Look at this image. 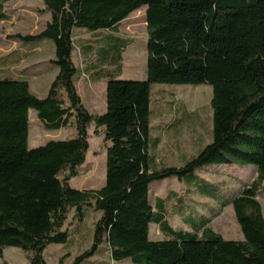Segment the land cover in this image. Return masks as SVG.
<instances>
[{
  "label": "trees",
  "instance_id": "trees-1",
  "mask_svg": "<svg viewBox=\"0 0 264 264\" xmlns=\"http://www.w3.org/2000/svg\"><path fill=\"white\" fill-rule=\"evenodd\" d=\"M44 5L51 15L45 29L16 38L54 43L52 64L59 73L47 97L34 96L25 80L0 79V258L6 248H18L30 254L31 264H47V247L70 240L65 224L71 212L82 219L84 208L94 206L101 218L93 244L73 264H85L105 243L117 263L264 264V216L257 200L264 192V0H44ZM143 7L147 80L122 81L108 73L107 110L92 115L75 86L74 31H117ZM121 42L115 39L103 53L113 55L118 70L125 49ZM154 85L213 89L212 142L182 167L153 168L149 108ZM30 110L47 131L74 122L76 136L31 150ZM93 124L104 128L110 144L106 184L74 190L69 183L86 162ZM223 165L255 166L257 178L231 199L222 200L219 187L195 188L220 209L233 207L244 241L225 240L208 227L207 217H188L193 231H176L167 219L166 201L157 199L152 206L154 182L195 180L198 170ZM151 224L167 239L152 241Z\"/></svg>",
  "mask_w": 264,
  "mask_h": 264
},
{
  "label": "rangeland",
  "instance_id": "rangeland-1",
  "mask_svg": "<svg viewBox=\"0 0 264 264\" xmlns=\"http://www.w3.org/2000/svg\"><path fill=\"white\" fill-rule=\"evenodd\" d=\"M0 8L4 20H0V70L7 78H16L20 73L28 71L30 65L37 61L48 62L55 55L52 41L24 43L16 36L39 35L51 20L50 13L45 11L44 0H1ZM146 7L132 14L123 21L117 31H100L90 33L86 30L74 31L73 59L78 69L75 77L76 89L83 105L92 115H102L106 107L108 73L119 76L122 81L147 80V41ZM115 39L122 41V61L114 64L113 55H104ZM3 67V68H1ZM2 77H0L1 79ZM12 80V79H9ZM33 90H39V79H30ZM42 83V82H41ZM39 96V95H38ZM43 98V97H39ZM213 89L209 85L172 86L154 85L152 102L149 108L151 137L149 154L155 158V170L165 167H182L196 157L199 152L212 142L213 109L211 102ZM29 148L42 147L50 141H67L76 136L74 122L71 127L58 131H47L38 119L37 112L30 110ZM104 128H96L93 124L89 129L90 148L86 162L77 178L70 181L74 190H99L106 184L107 147ZM159 141L158 146H156ZM217 169V166H206L204 169ZM218 176L209 175L212 183H218L225 199L237 196L245 185L257 178L255 166L232 165L220 166ZM241 180V187L239 181ZM167 179L165 182H169ZM230 184V185H229ZM169 185V184H167ZM157 187L154 182L150 187V202L155 206V199L162 197L166 201L167 215L170 226L176 231L192 232L185 221L190 215L207 217L208 225L216 234L227 241H244V236L235 216L233 207L220 209L217 201L203 197L195 187ZM264 186V183H263ZM155 191L158 194H155ZM152 192V194H151ZM156 192V193H157ZM264 216V192L257 197ZM94 205V202H93ZM101 214L94 206L84 208V216L80 219L75 210L71 212L65 224L70 233L66 245H50L44 251L47 264H73L74 260L88 251L93 244L94 229ZM150 239L166 240L158 225L151 224ZM30 254L18 248H6L0 264H31ZM85 264H133L131 260L117 263L112 259L108 244H103L97 255Z\"/></svg>",
  "mask_w": 264,
  "mask_h": 264
},
{
  "label": "crops",
  "instance_id": "crops-1",
  "mask_svg": "<svg viewBox=\"0 0 264 264\" xmlns=\"http://www.w3.org/2000/svg\"><path fill=\"white\" fill-rule=\"evenodd\" d=\"M51 21V20H50ZM44 42V41H43ZM55 53V52H54ZM55 60V55H53V58H51L48 62L46 61H37L36 63H32L30 65V70L34 72V74L31 76L30 78V74L28 73V71L22 72L20 73V75H17L16 78H7L4 75V73H2L3 71L0 70V77H2L1 79H12V80H25L29 83L30 85V90L32 92V94L34 96H36L37 98L39 97H43V98H39V99H44L45 97H47L48 92L50 90L51 84L53 83V81L55 80V78L57 77L58 73H59V69L52 64V61ZM73 62L75 64V61L73 59ZM76 66V64H75ZM3 68V67H1ZM77 68V67H76ZM30 79H39L41 80V82L39 83V90L38 91H34L33 87H32V83ZM76 85V82H75ZM39 95V96H38ZM105 95L107 96V85L105 87ZM107 110V100H106V107H104L103 111L106 112ZM220 166H217V169H201L198 170L196 172V176L197 179L195 180H184V181H179L176 178L170 179L169 182H165L161 181L160 182V186L157 187H171L173 184L174 186H182V187H221L218 183H212L211 181V177L209 175H211L210 173H212V175L214 176H218L219 174V169ZM221 172V171H220ZM239 181V185L241 187V180ZM169 184V185H167ZM230 185V184H229ZM152 186V184H151ZM150 186V187H151ZM155 191V194H158V192ZM152 194V192H151ZM151 196V195H150ZM157 199H163L162 197H157L155 200ZM232 207V206H229ZM190 217H196V215L192 214L190 215ZM168 218V215H167Z\"/></svg>",
  "mask_w": 264,
  "mask_h": 264
}]
</instances>
